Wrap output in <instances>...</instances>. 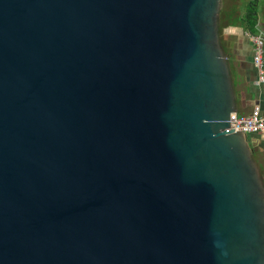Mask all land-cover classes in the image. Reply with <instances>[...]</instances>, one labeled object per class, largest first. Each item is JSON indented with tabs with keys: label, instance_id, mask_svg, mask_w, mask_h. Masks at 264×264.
<instances>
[{
	"label": "water",
	"instance_id": "water-1",
	"mask_svg": "<svg viewBox=\"0 0 264 264\" xmlns=\"http://www.w3.org/2000/svg\"><path fill=\"white\" fill-rule=\"evenodd\" d=\"M221 3L0 0V264H264Z\"/></svg>",
	"mask_w": 264,
	"mask_h": 264
},
{
	"label": "crops",
	"instance_id": "crops-1",
	"mask_svg": "<svg viewBox=\"0 0 264 264\" xmlns=\"http://www.w3.org/2000/svg\"><path fill=\"white\" fill-rule=\"evenodd\" d=\"M250 2H255L253 10ZM250 16L255 17V24ZM218 29L220 44L230 67L236 113L248 114L254 105H259L264 113V81L256 83L253 44L248 35L251 32L264 37V0H222ZM246 136L264 183V134Z\"/></svg>",
	"mask_w": 264,
	"mask_h": 264
},
{
	"label": "built area",
	"instance_id": "built-area-1",
	"mask_svg": "<svg viewBox=\"0 0 264 264\" xmlns=\"http://www.w3.org/2000/svg\"><path fill=\"white\" fill-rule=\"evenodd\" d=\"M253 44L252 61L257 71L256 83L264 81V37L257 33H248ZM229 128L246 134H264V113L259 105H254L248 114L231 112L227 120Z\"/></svg>",
	"mask_w": 264,
	"mask_h": 264
},
{
	"label": "trees",
	"instance_id": "trees-1",
	"mask_svg": "<svg viewBox=\"0 0 264 264\" xmlns=\"http://www.w3.org/2000/svg\"><path fill=\"white\" fill-rule=\"evenodd\" d=\"M250 4V7L252 6V10H253V7H254V5H255V2H250L249 3ZM250 20L253 22L254 21V24H255V17H252V16H250ZM253 24V23H252ZM252 24H250V26L253 28V26H254V24L252 25Z\"/></svg>",
	"mask_w": 264,
	"mask_h": 264
}]
</instances>
